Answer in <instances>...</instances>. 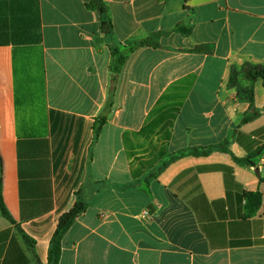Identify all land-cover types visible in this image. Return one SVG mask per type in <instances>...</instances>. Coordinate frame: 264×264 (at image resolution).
Returning a JSON list of instances; mask_svg holds the SVG:
<instances>
[{"label":"crops","instance_id":"0c3cea01","mask_svg":"<svg viewBox=\"0 0 264 264\" xmlns=\"http://www.w3.org/2000/svg\"><path fill=\"white\" fill-rule=\"evenodd\" d=\"M248 63L264 64V0H0V191L34 241L0 211V264H48L78 197L58 264H264V83L253 106L229 85ZM34 139L54 206L22 221L18 142Z\"/></svg>","mask_w":264,"mask_h":264},{"label":"trees","instance_id":"16d2710c","mask_svg":"<svg viewBox=\"0 0 264 264\" xmlns=\"http://www.w3.org/2000/svg\"><path fill=\"white\" fill-rule=\"evenodd\" d=\"M98 7L101 13H105V8L100 1H95L90 4V7ZM110 33L112 31V22H105ZM148 40L142 41L140 45L149 44ZM210 46L197 47L194 52L206 53ZM211 51V50H210ZM125 60V56L120 59V64ZM119 72V65L114 68V77L112 79V88L110 90V99L107 102L105 108L101 114L96 118L94 124V141H97L102 127L106 124L109 113L113 106V93L115 92V85L117 83V74ZM257 80H262L264 83V64L254 65L245 64L242 67H234L230 74L229 85L232 88L237 89V98L239 100L246 101L253 106L254 104V85ZM251 109V108H250ZM258 115V112H252L243 120L244 123L252 120ZM48 139H34V140H22L18 142V159H19V178H20V199H21V220L29 221L36 217L42 216L53 209V188L52 178L50 170V148ZM217 147H208L204 149L195 148L188 152L192 155H207ZM29 149L30 154L24 152ZM227 151L226 147L224 148ZM262 149H258L255 153L251 154L245 159H236L237 162L254 166L252 158L258 156ZM30 170V171H29ZM33 184L44 185L43 191L38 194H31L29 192V186ZM47 186L49 187L47 190ZM247 198H255L256 209L261 204L260 193H247ZM88 207V203L78 197L74 206L66 213H64L58 222L57 229L53 235L49 249V263L58 264L61 258L62 240L66 232L71 228L74 222L79 218ZM0 211L1 213L14 224L17 229L23 234L24 239L27 242L34 244L28 236H26L17 225L16 221L11 217L8 212L2 192L0 191Z\"/></svg>","mask_w":264,"mask_h":264},{"label":"water","instance_id":"95a60500","mask_svg":"<svg viewBox=\"0 0 264 264\" xmlns=\"http://www.w3.org/2000/svg\"><path fill=\"white\" fill-rule=\"evenodd\" d=\"M257 171V173H259V171L258 170H256Z\"/></svg>","mask_w":264,"mask_h":264}]
</instances>
